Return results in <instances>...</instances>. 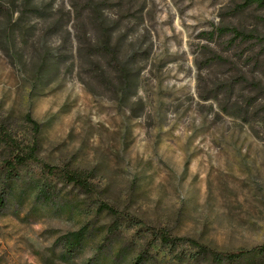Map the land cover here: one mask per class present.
Segmentation results:
<instances>
[{"label": "rangeland", "instance_id": "obj_1", "mask_svg": "<svg viewBox=\"0 0 264 264\" xmlns=\"http://www.w3.org/2000/svg\"><path fill=\"white\" fill-rule=\"evenodd\" d=\"M245 1L0 0V264H215L161 233L264 264V8ZM32 148L88 187L8 175Z\"/></svg>", "mask_w": 264, "mask_h": 264}, {"label": "trees", "instance_id": "obj_2", "mask_svg": "<svg viewBox=\"0 0 264 264\" xmlns=\"http://www.w3.org/2000/svg\"><path fill=\"white\" fill-rule=\"evenodd\" d=\"M248 5H256V7L258 8H264V0H246L244 2V6H248ZM82 26L84 25H81L75 28L76 29L75 31H77V33L75 34L76 38H80L79 34L84 33L80 31V29L83 28ZM93 28H94V25H93ZM219 31L220 32L222 31L232 32L234 33V36L241 37L242 39H249V37H254L251 34L248 35L244 32L238 31L234 27L233 28H220ZM257 39H259L260 41V38H257ZM4 137L5 135H2L0 137V140L5 139ZM8 139L11 140L10 137H8ZM4 141H8L7 138ZM1 164H2V168L4 167L7 170L8 175L10 176L17 175L16 173L19 167L23 166V167H27L33 170V168L36 166L37 168H39L38 171L40 173V176L41 177L44 176V179L49 178L50 176L55 175L57 173L58 175H60V177L64 180L65 183H68V184L72 183L75 186H78L79 188L88 187L87 179L83 177L82 175H80L79 173L75 171H71V170H66V169L57 170L55 166H52L50 164L48 165L45 163H41L36 157V152L34 148L30 149L29 152L24 153V154H21V153L11 154L9 157L4 159ZM39 191L42 197L44 198L48 197L44 189L43 190L41 189ZM4 202H5V199L2 196H0V207L4 205ZM100 208L109 212V214L113 215V217L115 218L117 217V211L115 208H111L105 204H101ZM113 223L116 224L115 221ZM81 232L82 231L80 230L79 232L76 233L77 239L81 235ZM159 237L165 243H168L173 246L177 244L190 243L192 246H195L199 252H202L205 256L209 254L215 264H223L225 259H229L235 255L233 252H224V254H222L218 251L207 248L206 246L200 244L198 241L194 239L191 240V239L184 238V237L173 238V237H168L164 233H161ZM144 261H145V257L142 254L138 256L137 259L132 264H143Z\"/></svg>", "mask_w": 264, "mask_h": 264}]
</instances>
